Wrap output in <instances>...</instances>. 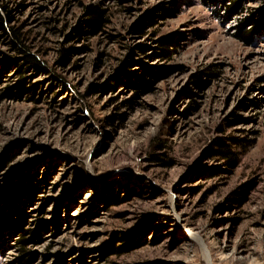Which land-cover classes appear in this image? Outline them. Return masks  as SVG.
<instances>
[{
  "label": "rangeland",
  "instance_id": "1",
  "mask_svg": "<svg viewBox=\"0 0 264 264\" xmlns=\"http://www.w3.org/2000/svg\"><path fill=\"white\" fill-rule=\"evenodd\" d=\"M227 3L0 0L45 67L0 31V264H264V0Z\"/></svg>",
  "mask_w": 264,
  "mask_h": 264
},
{
  "label": "trees",
  "instance_id": "2",
  "mask_svg": "<svg viewBox=\"0 0 264 264\" xmlns=\"http://www.w3.org/2000/svg\"><path fill=\"white\" fill-rule=\"evenodd\" d=\"M207 1H210L212 3L220 2L221 5L223 6V9L225 10V16H233L240 12L238 4L236 3L228 4L227 1L229 0L227 1L207 0ZM83 12H84V17L78 21L76 27L74 28L75 33L72 34L71 37L73 36L79 37L84 33L95 34L101 30V27L106 22L105 11L98 9L96 6L93 5L83 6ZM10 13H11L10 10H7L5 6L0 5V31L9 35L11 48L13 51L16 52V54H18L20 60L22 61V63L15 66V68L17 69V74L18 75L24 74L26 73L27 69L30 68L43 70L45 68L44 64L40 60H38L34 55L30 54L27 47L22 43L19 29L8 26V22L12 19ZM150 19H151V15L149 13L145 15L143 18H141L137 23H135L131 27V31H133L136 34H141L145 26L151 25V23L149 22ZM240 27L241 28L237 34V37L242 41H247L248 38L246 36V31L244 30L243 25L241 24ZM158 43L162 46V49H160L161 53L159 54L161 57L167 58L173 53V50L167 49V47H173L175 45L173 35H168L160 38L158 40ZM137 48L140 52L144 51V48L142 46H138ZM68 54H69V49H63L60 55L61 60H65ZM131 58H132V53L129 55L128 59L123 61L122 69H124L128 65V62ZM2 60L3 61L0 66H2L3 68H6L9 65H11L9 61L10 62L13 61V59L11 58H3ZM135 79L136 81H140V78H135ZM21 81H20L21 88L25 89L24 79H21ZM133 85L136 84L133 83ZM5 95L7 94L6 93L0 94V98L4 97ZM232 141H239V140L237 138H233ZM217 145L219 146V149L217 150L216 153L221 155L223 158L231 161L233 159V153L226 148V144H224V142L221 141ZM152 160L159 162L162 166L170 165V161L164 162L157 155H153ZM104 196L106 197L103 198L104 200L111 201L113 198H115L114 190L106 189ZM235 200H241V198H237ZM6 221L8 223L9 221L8 217H4L3 214L0 212V226H2V224H5ZM20 243L23 246H25L27 240H21ZM111 250L114 253H120L119 247L117 246L112 245ZM26 255L27 253H23V256Z\"/></svg>",
  "mask_w": 264,
  "mask_h": 264
}]
</instances>
